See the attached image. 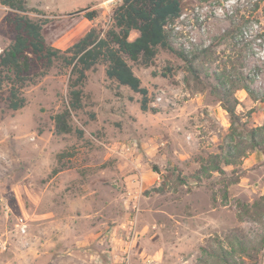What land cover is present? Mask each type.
Returning <instances> with one entry per match:
<instances>
[{"label": "rangeland", "instance_id": "374dc122", "mask_svg": "<svg viewBox=\"0 0 264 264\" xmlns=\"http://www.w3.org/2000/svg\"><path fill=\"white\" fill-rule=\"evenodd\" d=\"M27 1L61 49L93 26L105 32L122 2ZM182 4L169 37L193 68L167 49L151 66L128 59L156 111L104 63L88 71L84 108L72 115L81 137L56 133L52 119L67 102L70 68L57 62L26 86L19 110L0 90V264H221L212 254L233 245L229 264H264V152L232 148L247 134H234L210 90L220 78L240 122L264 125V0ZM16 14L0 3V52L16 36ZM167 66L171 77L160 74ZM218 160L225 174L213 170Z\"/></svg>", "mask_w": 264, "mask_h": 264}, {"label": "trees", "instance_id": "16d2710c", "mask_svg": "<svg viewBox=\"0 0 264 264\" xmlns=\"http://www.w3.org/2000/svg\"><path fill=\"white\" fill-rule=\"evenodd\" d=\"M0 3L17 13L11 20L16 36L0 52V90L8 87L11 109L19 110L25 106L24 88L35 83L39 76L46 75L57 62L70 68L67 102L63 109L52 116L58 134L75 131L80 137L83 136V130L74 128L72 115L73 112L84 108V86L88 71L99 63L106 64V74L110 79L142 95L141 108L144 111H156V108L150 106L149 89L142 85L141 78L134 72L128 59L151 66L160 49H167L177 53L193 68L192 59L176 50L169 37V26L182 15V0H122L114 9L111 24L105 32L98 26H93L78 41L65 49L47 43L43 27L48 18L34 19L30 16L31 12L45 15L42 9L30 6L27 0H0ZM96 16L95 10L85 13V17L90 20ZM133 32H138L134 38L131 37ZM36 62L41 63L43 70L33 74ZM160 74L163 77H171L172 68L167 66ZM153 75L158 73L154 71ZM252 79L246 76L241 81V87L250 93L253 91L250 86ZM210 87L211 93L219 98L229 113L234 134L239 129L247 134L248 142L236 141L232 148H242L241 153H246L249 148L264 152V125L249 127L245 122H240L236 104L230 101L231 93L226 82L217 78V82ZM63 155L65 154H60L59 157ZM226 163L231 164V159L227 158ZM213 170L221 174L226 173L221 160L216 161ZM53 172L57 173L58 169ZM161 190L163 189L160 187L159 191ZM241 248L244 250L243 244ZM203 250L208 251L206 248ZM236 251L234 245L230 249L223 246L212 255L218 257L221 264H229Z\"/></svg>", "mask_w": 264, "mask_h": 264}]
</instances>
